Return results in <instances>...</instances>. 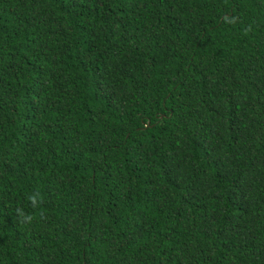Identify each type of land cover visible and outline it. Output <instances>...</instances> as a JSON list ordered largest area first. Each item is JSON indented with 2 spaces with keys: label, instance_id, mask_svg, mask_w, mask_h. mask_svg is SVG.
<instances>
[{
  "label": "trees",
  "instance_id": "obj_1",
  "mask_svg": "<svg viewBox=\"0 0 264 264\" xmlns=\"http://www.w3.org/2000/svg\"><path fill=\"white\" fill-rule=\"evenodd\" d=\"M0 264H264V0H0Z\"/></svg>",
  "mask_w": 264,
  "mask_h": 264
},
{
  "label": "clouds",
  "instance_id": "obj_2",
  "mask_svg": "<svg viewBox=\"0 0 264 264\" xmlns=\"http://www.w3.org/2000/svg\"><path fill=\"white\" fill-rule=\"evenodd\" d=\"M28 219L30 220V219H31V217H28Z\"/></svg>",
  "mask_w": 264,
  "mask_h": 264
}]
</instances>
